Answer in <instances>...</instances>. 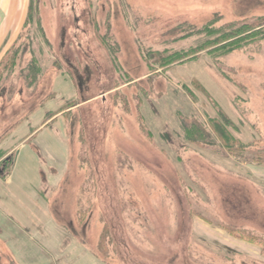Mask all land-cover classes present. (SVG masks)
I'll return each instance as SVG.
<instances>
[{
    "label": "rangeland",
    "instance_id": "obj_1",
    "mask_svg": "<svg viewBox=\"0 0 264 264\" xmlns=\"http://www.w3.org/2000/svg\"><path fill=\"white\" fill-rule=\"evenodd\" d=\"M15 2L0 0V134L10 130L6 145L16 146L41 127L28 143L41 144L46 164L52 141L68 148L58 152V169L67 173L40 201L50 208L36 216L53 228L52 238L21 239L17 260L51 264L50 251L61 252L75 232L115 264H264L259 245L239 254L195 225L203 219L236 244L241 239L225 228L264 240V40L168 68L146 59L189 48L201 37L175 40L213 20H264V0H21L14 9ZM73 67L88 84L77 98ZM56 111L61 120L45 121ZM222 113L246 145L229 156L210 120ZM193 125L209 139L190 142L184 126ZM52 129L64 130L66 142ZM14 170L0 193L17 191L24 177ZM2 250L0 264H9Z\"/></svg>",
    "mask_w": 264,
    "mask_h": 264
},
{
    "label": "crops",
    "instance_id": "obj_2",
    "mask_svg": "<svg viewBox=\"0 0 264 264\" xmlns=\"http://www.w3.org/2000/svg\"><path fill=\"white\" fill-rule=\"evenodd\" d=\"M20 1L21 0H16L15 2L16 6L13 7L14 9L18 6ZM26 10H27V5L26 7L24 5L22 14L25 15V17L27 16ZM25 22H26V18L23 24ZM9 33L10 32L6 31L5 35L7 36ZM5 35L1 38L2 41L6 38ZM69 78L74 84V88L76 90L74 97L77 98L78 90L76 88L77 87L76 83L73 78L71 77ZM61 118H62V113H58V111H56L55 113L53 112L49 117H47L45 121L47 119H50L49 122L56 123L57 121L61 120ZM52 130H53V132L51 133L52 137L57 138L58 142L59 140H61L62 142H66L64 139V132H63L64 130H59V129H52ZM41 131H42L41 127H39L36 130V132H41ZM36 132L24 138L16 146L6 145L8 141V139L6 138L11 137L10 130L6 131L2 135L0 134V156L4 154L3 155L4 157L0 160L1 163L9 157H13V155L15 156L14 165L10 173L2 169L0 170V183L4 182L5 184H12V179L14 175L12 174V172L15 168L16 162H17V166L14 171L19 169L20 167V170L23 173L22 175H20V178L24 177L22 179V182L24 183L20 181L21 184H15V188L17 190L16 192H13L11 194H9L8 192L9 195L0 193V218H4L3 219L4 222L2 221L0 222V244L3 247L2 252L5 255V259L6 261L8 259L7 263L9 264H21V262L17 260L21 255L19 252V246H21L22 243L20 242L21 239L27 238L28 240H31V242L38 241L36 238L37 236H35V234L40 237L39 240L44 238L50 240L52 238L53 228L49 227L39 218H36V216L37 215L42 216L45 213L44 211L50 208V204L46 203L48 204L47 205L48 207H45L43 203L40 204V201L42 202V199L47 200L48 193H50L52 191L51 189H53L51 187L53 185H57V186H53L54 188L58 187L60 180H62L61 178H63V176L67 173V170L65 173H61L58 169L59 168L58 163L61 161L59 159L58 152L61 147L66 150H68V148L65 145L62 146L57 145L55 147L54 142L52 141L51 146H49L50 148L45 150V152L48 154V157L46 158L49 161H51V163L46 164L45 162H42L44 157L42 156L41 151L44 152V149L41 146V144L38 145L36 144L35 147L33 148L28 143L30 142L29 141L30 138H32L31 136H33ZM8 149H12V151H10L8 154L4 153ZM69 151H70V147H69ZM18 154L19 157L17 160ZM69 163L67 165V169L69 168ZM44 167L48 168L47 174L45 175L43 173ZM27 171H30V175H32L31 178L30 176L27 177ZM28 178L32 179L33 181L28 180ZM11 221H13V224ZM197 224L203 230L206 228L211 232L212 238H214L211 239L212 240L211 242L214 244H218L217 246H219L220 244V246L223 248H231L232 250L238 252L239 254H243L246 256L250 255L251 253H255L254 250H251V245H254V243L241 240L238 241V243L236 244L233 238L232 240L228 238H224V236L219 234V231L214 229L216 227L211 226L210 223H207L203 219H199L198 221H196L195 225ZM211 227H214L213 229L215 231L212 230ZM55 231L56 228L54 230V233ZM83 232L85 231H82V233ZM31 234H34V237H32ZM74 234L71 235L70 237L65 236L66 239H64L59 246L61 252H59L58 248L52 249L54 252L50 251L52 257L46 259L49 262H51V264H76V263L115 264L112 263L110 260H106L103 257H101L88 244V242L84 239V237L81 234L77 235L75 232ZM88 234L89 231L87 232V235ZM74 244L77 245L76 246L77 249H73L69 251ZM90 247L93 249L91 250L94 252L90 258L86 259L88 254L87 251L84 250H87ZM78 249L81 250V253L75 257L77 258V262L75 263L74 256ZM256 250L258 251L257 248Z\"/></svg>",
    "mask_w": 264,
    "mask_h": 264
},
{
    "label": "trees",
    "instance_id": "obj_3",
    "mask_svg": "<svg viewBox=\"0 0 264 264\" xmlns=\"http://www.w3.org/2000/svg\"><path fill=\"white\" fill-rule=\"evenodd\" d=\"M30 17L32 15L33 18V9L30 8L29 10ZM264 20H258L256 22H239V23H226L223 25H217V21L213 20L210 21L208 24H206L203 28L197 29L196 28H189L188 30H185L182 34L183 36L180 37V39H176L175 41H181L186 40L189 38H193L194 36L201 37L199 40L194 42L195 44L190 46L187 49H181L177 51L172 50H166L164 53H158L156 55H150L149 57H146L149 64H155L157 66H160L161 68H168V66L174 65L176 63H184L190 60H194L198 58L199 54L207 51V53L210 56L213 57H220L223 55H228L232 52H235L237 50H241L244 48H247L252 43H256L259 41L264 40V28H261ZM29 21H27L26 25H28ZM63 38L67 36L68 32L67 29L63 27ZM2 65V62L0 61V67ZM31 75H38L39 69H34L31 67ZM76 72L75 75V83L76 88L78 92H82V90H88L87 89V81L84 79V77L78 72L77 69H73ZM86 74L88 77H90L89 70L86 69ZM90 80V79H89ZM195 83V82H194ZM196 84V83H195ZM94 90V89H93ZM97 91V89H96ZM96 92H93L91 96H94ZM71 107H74L76 105V102L69 103ZM69 107V108H71ZM223 115V113H222ZM223 120H215L210 119L213 122L216 123L214 125L215 130L217 132V137L223 141V148L226 150V155H232L236 151H241L245 148V144H243L240 140H238L233 134L229 132L227 129V125H229V120L226 118L225 115H223ZM185 134L187 139L190 142L193 143H202L204 141H207L209 138L208 133L199 125H193L191 127L184 126ZM210 142H213V139L211 138L209 140ZM215 145V144H211ZM2 157V156H1ZM256 158H262V157H256ZM15 156L9 157L6 160H4L1 163L0 170H4L8 173H10L13 165H14ZM85 212V211H84ZM232 234L233 236L237 237L238 239L255 243L259 245L264 253V240L260 237H255L249 234H246L244 230H230L229 228H225ZM243 232V233H242Z\"/></svg>",
    "mask_w": 264,
    "mask_h": 264
},
{
    "label": "bare ground",
    "instance_id": "obj_4",
    "mask_svg": "<svg viewBox=\"0 0 264 264\" xmlns=\"http://www.w3.org/2000/svg\"><path fill=\"white\" fill-rule=\"evenodd\" d=\"M240 201H241V199H240ZM241 203V202H240Z\"/></svg>",
    "mask_w": 264,
    "mask_h": 264
}]
</instances>
